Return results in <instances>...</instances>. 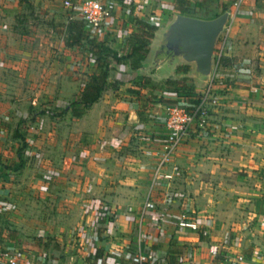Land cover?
I'll return each instance as SVG.
<instances>
[{
	"label": "crops",
	"instance_id": "crops-1",
	"mask_svg": "<svg viewBox=\"0 0 264 264\" xmlns=\"http://www.w3.org/2000/svg\"><path fill=\"white\" fill-rule=\"evenodd\" d=\"M67 1L73 0H28L29 5L20 1L15 5H0V9L3 10L0 11L3 16L0 21V73L6 70L2 67L6 65L11 67L9 70L11 73L18 74L19 77H14L16 83L10 82L12 85L9 87L14 90L13 93L18 96V100L27 97L26 102L29 101V96L26 93L28 91L24 89L30 85L23 83L24 78L27 73L39 72L40 81L30 88L35 95L31 100L34 103L41 100L49 101V104L63 108L60 112L62 114L54 116V119L58 120L57 123L52 122L55 123V129L46 130L47 125L44 129L54 147H60L61 154L68 156L66 161H61L57 165L65 172V180L56 179L50 184L48 182V195H52L53 191L58 190L57 186L61 185L65 189L60 193L62 196L66 193L71 196H94L83 202L86 203L87 212L84 216L81 214L79 223L85 226L80 228L82 233H79L78 238L73 239L71 244L67 243L66 246L69 244L70 248L69 254L64 252L63 248L66 247L60 244L58 238L51 247L49 244L45 248L44 242L40 243L38 249L23 247L34 253H60L53 259L58 263L66 264L67 260H74L73 264H95L94 257L106 255L111 248V240L102 234L98 238H93L95 217L90 206L92 199L98 198L102 204L114 210L117 223L123 227L119 241L137 245L136 223L127 222L125 217H137L144 199L146 196H151L163 212V234L157 242H151L152 240L147 238L141 243V247L155 251L160 259L157 264H180L177 255L188 245H194L195 248L194 261L190 264H230L223 256L217 258L208 256L205 248L197 246L198 237L194 232L177 227L176 220L181 211L188 212L200 224L208 226L213 241L222 240L226 236L231 237L235 242L227 253L240 250L246 257H250L254 252H264V242H261L264 238L261 235L263 222L253 220L256 216L261 218L264 213V197H262L264 196V110L249 107L245 109V106L241 108L242 106L237 105L257 96L251 90L254 82L264 84V0H245L230 24L228 55L221 60V68L220 70L217 68L216 72L217 75L218 71L220 72V80L217 81L216 87L226 89L222 98V106H224L212 112L215 114L216 135L191 133L172 155L170 167L166 166V170H171L173 166L179 167L181 176L177 179L176 176V180L172 182L156 185L152 184V176L157 157L154 153L146 155L143 152L138 137L141 135L153 139L159 137L160 124L157 122L168 101L149 105L146 98L139 97V89L131 81L130 73H122L120 79L122 82L119 85L107 87L98 101L77 117V122L73 123L78 125L73 124L69 127V145L65 147V137L60 136V128L57 132L56 126L62 123L59 119L62 121L64 117H67V120L70 117L76 118L71 115L69 104L78 97L86 84L85 81L79 83L78 79L75 80L71 76L73 74L71 68L76 63L74 58L78 57L79 51L76 44L65 43L68 36L66 26L71 21L65 6ZM116 1L125 4L120 17L124 20L123 28H127V35L133 30L134 17L160 26L167 23L177 12L174 0ZM221 1L227 4L229 10L233 9L235 0ZM21 20L28 28L18 27L20 24L23 25ZM35 22L39 23L36 33H33L29 27ZM120 41L123 42L122 39ZM48 45L53 47V50L50 51ZM244 58H249L251 64L246 65L241 73L235 72L233 64ZM52 73H56L53 80L50 79ZM244 73L249 74L251 79ZM126 76L129 78H125ZM2 82L0 81V84ZM21 91H23L22 96H20ZM159 92L168 94L170 101L182 102L184 99V96L175 93L163 90ZM258 93L260 95L258 99H261L264 94L261 91ZM12 98L13 96L8 95L0 97V120L5 125L13 121L14 112L20 110L17 109L19 107L13 106L17 101L12 102ZM151 113H155V119L150 115ZM230 127L237 129L227 136V132L224 131L230 130ZM223 134H226L224 138ZM99 139L108 142L111 148L102 152L98 146ZM48 147V150L46 147L43 149L47 152L50 148L53 149L52 145ZM245 149H248V154L247 151H243ZM34 152H40L41 160L50 161V158L44 157V151L39 146L28 150L25 156ZM245 154L248 159L244 157ZM40 159L37 158L36 163ZM241 165L245 167L249 165L250 172L251 169L256 171L252 175L250 184L249 181L246 183L242 175L235 174V178L232 177V173L242 169ZM12 167L14 168H12L13 173L10 174L11 181L7 183L0 180V187H11L12 179L13 181L18 179L16 174L24 169V159L22 158ZM3 171L5 170L0 168V177L4 175ZM37 172L36 179L32 182L36 192L42 185L40 178L43 174L41 170L37 169ZM258 175L262 178L255 177ZM89 181H92L94 188L92 193L86 194L85 186ZM168 192L174 194L170 206L165 205V196ZM222 193L224 194L222 196L231 197L218 199ZM2 197L0 196V199ZM7 201L13 205L10 211L16 209V202L9 198ZM245 206L251 209L247 215L244 211H240ZM239 212L247 216L241 220L242 226L238 218ZM142 230L149 231V235H153L154 229L150 220H143ZM84 231L89 233L85 234ZM0 236L2 242L8 240L12 245L20 243V238L14 232ZM177 249L179 253L170 261L169 250ZM107 260L109 264H130L120 257L114 259L110 256Z\"/></svg>",
	"mask_w": 264,
	"mask_h": 264
},
{
	"label": "built area",
	"instance_id": "built-area-1",
	"mask_svg": "<svg viewBox=\"0 0 264 264\" xmlns=\"http://www.w3.org/2000/svg\"><path fill=\"white\" fill-rule=\"evenodd\" d=\"M244 2L245 0H235L233 9L227 10L229 12L230 24ZM18 3L19 0H0V5L3 6L15 5ZM65 6L68 10V18L71 21L80 22L88 38H95L97 41H104L109 44L113 39L118 40L119 38L124 42L125 38L128 36L127 28H123L124 20L120 17V13L123 11V5L119 1L73 0L67 1ZM230 24L226 25L215 48L216 69L221 59L228 55ZM250 63L251 60L249 58H244L240 62L234 63L233 69L235 72L241 73L243 68L246 65H250ZM244 74L247 78H250L249 74ZM213 76H215V74ZM213 76L211 77L212 79ZM260 90L264 94V88L260 87ZM253 91L256 93L259 92L256 87ZM218 101V95L214 91L212 80H210L206 87L201 90L198 101L191 104L190 107H188L184 99L182 102L171 101L165 104L157 122L160 124V135L158 138L153 139L150 136L142 135L138 137L143 152L146 155L154 153L157 157L152 176V184L156 185L162 184L163 182H172L175 179L176 172L174 169L166 170V165L170 163L172 155L178 146L186 140L191 133L208 135L214 130L215 125L211 119V113L217 106ZM14 114L20 121V132L26 144V147L23 149V153L25 154L28 150L36 148V135L40 130V125L37 119H33L31 114L27 111L16 110ZM8 133V129L4 122L0 120V139L6 137ZM98 146L102 152L111 148V145L103 139L98 140ZM9 153L11 152L5 151L3 146L0 145V168L12 174V168H14L12 166L18 163L21 158L18 153V148H16L15 152L12 153L13 155H10L13 159L11 163H14L11 164L9 163L11 161L8 155ZM39 153L40 152H34L32 155L40 159ZM37 164L43 172L42 179L44 183L42 189L44 191L46 190L45 193H47V190H49L48 181L52 182L56 180L55 177L58 179L62 176V173L56 168H52L50 162L47 160L43 161L40 159ZM93 188L92 181H89L86 184L85 190L87 193H92ZM9 192L10 189L7 186L0 187V196L4 197L0 199V212L4 210L9 211L13 207V205L7 201ZM173 196L174 194L170 192L166 193V206L172 204ZM90 206L92 214L95 217V229L92 231L93 238H98L102 234L111 240V248L108 250L107 254L94 257L95 264H109L107 258L110 256L114 257V259H116V257L124 258L129 261L130 264H157L159 262L160 259L155 254V251L151 248L141 247V243L147 240V238L152 240L151 242H157L161 238L160 235L163 234V212L157 207L151 196H146L137 217H125L127 222L131 221L136 223L135 231L137 245H129L119 241L123 227H120L119 223H117L116 214H114V210L111 207L102 204L98 198H93L92 202H90ZM144 219L151 221L154 229L153 235H149V231L142 230V222ZM176 225L181 229L194 232L198 237L197 246L205 248L208 256L212 258L223 256L228 259L230 264H264V252H254L250 257H246L240 250L231 254L227 253V250H229L230 246L235 241L228 236L222 240L213 241L211 239L209 227L200 224L186 211L180 212L176 220ZM86 232L87 231H84L83 233L86 234ZM88 233L89 232H87V234ZM5 236H3V238ZM4 239H6V237ZM65 247V249L63 248L64 252L69 254V244ZM59 254L60 253L54 254L53 252L34 253L23 246L9 244L8 240L3 242L0 241V264H64L53 260ZM194 257V245H188L177 255V261L180 264H190L194 261Z\"/></svg>",
	"mask_w": 264,
	"mask_h": 264
},
{
	"label": "rangeland",
	"instance_id": "rangeland-1",
	"mask_svg": "<svg viewBox=\"0 0 264 264\" xmlns=\"http://www.w3.org/2000/svg\"><path fill=\"white\" fill-rule=\"evenodd\" d=\"M30 3V2H29ZM123 6H125V4H123ZM0 11L2 12L3 10L0 9ZM15 14V13H14ZM3 16L0 13V21L1 18ZM170 19V18H169ZM169 21V20H168ZM21 23L22 20H21ZM34 23V22H32ZM38 23L39 22H35V24H31V27H29V29L31 30V32L36 33V30L38 28ZM150 24H153L151 22H149ZM166 24V23H165ZM165 24H162L160 26H157L158 28L161 26H164ZM230 22H228L227 25H229ZM40 25V24H39ZM155 25V24H154ZM42 27H44L43 24H41ZM19 28H28V26H26V24L23 23V25H18ZM64 32V31H63ZM32 33V35H33ZM58 38L60 39V36H58ZM153 43V37L151 39V42L149 44V48L152 46ZM111 48L118 50V57L123 56L124 54L127 53V46L125 45L124 42L117 40V39H113L109 44H108ZM49 46V45H48ZM50 47V51L51 49L53 50V47ZM76 47L79 51V55L78 57L74 58L75 59V64H73V67L71 68V71L73 72V74H71V76H73L75 78V80L78 79V82L82 84V82H87L90 75L94 72H98V68L96 67V65L94 64V62H92V59H89V47L86 44L83 43H77ZM148 48V49H149ZM34 49V48H32ZM57 49V48H56ZM35 50V49H34ZM58 50V49H57ZM149 53V50H148ZM147 53V56H148ZM215 54H216V49H215ZM32 56V55H31ZM146 56V57H147ZM8 57H10V55H8ZM33 59V58H32ZM109 59V67H110V76L108 78V81L111 84H120L122 81L121 79V74L122 73H130V77L134 78L136 76V74H138L139 80H142V82H144V77L146 78H150L155 80L156 82L158 81H162L165 78H160L158 77V68H149L148 64H144V68L142 69V72L140 73H133L131 71H129V68L126 64H123L121 62H118L114 59H112L111 57L108 58ZM146 61V58L144 60V62ZM40 62V61H38ZM221 64V61H220ZM219 64L218 66V70H220L219 68H221V65ZM251 64V63H250ZM147 66V67H146ZM4 69H6L5 71H2V73H0V81H3L0 85L1 89H0V97L2 96H13L12 98V102H14L15 100L17 102L14 103V107H19L17 109H20L21 111H27L31 114L33 119H37L38 124L40 125V130L38 132V134L36 135V146H39L43 151H44V157L45 158H50V165L52 168H56L59 172H61L63 175L61 177H59V180H65V172H63L62 168L60 166H57L61 161H66L67 160V155L66 154H61L60 150H62L60 147H54V144L51 142V140H49L48 134H46V131H44V129L46 128L45 125H47V129H55V123L54 126L52 124V122H58L57 119H54L55 115H60L62 113V107H57L55 105H51L49 104V101H43L41 100L40 102L34 103V101H32V98H35V95L31 92V86L34 83H38L40 81V73H27L23 83L25 85H30V87L24 89L28 92H26L28 94V98L29 101L25 100L26 98H21L20 96H22L23 91H21L20 93V100H18V96L16 94H14V90L12 88L9 87V85H12L10 82L12 83H16L14 80V77H19L18 74H13L11 73L9 70H11V67H8L6 65L2 66ZM40 67V66H39ZM1 68V67H0ZM126 72H123L125 71ZM216 71L214 72L215 76H213V79L210 78L208 80V82L210 80H212V85L214 87V91L216 92V94L218 95L219 101L217 106L214 109H217L218 107H223L222 106V98H223V93L224 91H226V89H220V87H216V83L217 81L220 80V75H219V71H218V75H217V69H215ZM213 74V75H214ZM56 75V73H52L51 74V78L50 79H54L53 77ZM29 76H31L29 78ZM184 75H182L181 73H176V70L171 73L169 75V77L172 78H176L178 80H181ZM125 78H129L128 76H126ZM186 78H190L187 80V84H189L190 82H193V79L190 75V71L187 73ZM229 79H231V77H229ZM208 82L203 85L201 88L196 87V89H198L199 91L202 90L203 88L206 87V85L208 84ZM194 83V82H193ZM110 86V85H109ZM108 86V87H109ZM138 87V86H137ZM257 88L258 91L260 92V87L264 88V84L258 83V82H254L251 90L253 92V94H257V96L253 97V98H249L247 101H245L244 103H238L237 105L242 106L241 108H243V106H245L246 108H251V109H263L264 110V95L261 99H258L260 97L259 93L254 92V88ZM139 89V97L142 98H146L149 105H152L153 103L156 102H163L165 103V101L167 102H171L170 101V96L164 95L163 93H160L159 90L155 89V90H150L148 88H140ZM16 91V90H15ZM20 92V90L18 91ZM168 92V91H167ZM262 95V94H261ZM142 96V97H141ZM174 98V97H173ZM43 99V98H42ZM176 101V100H175ZM20 103V104H19ZM52 103V102H51ZM16 104V105H15ZM12 106V107H13ZM213 112V111H212ZM150 115H152L155 119V113H151ZM211 119L213 121V123H215V114L211 113ZM151 116V117H152ZM74 118V117H73ZM14 119V120H13ZM12 120L13 121H9L11 123V125H9L10 123H6V127L8 129V135L2 139H0V145L3 146V149L7 152H11L8 155L12 156L16 150V148L20 147L21 145V141L16 137V135H18L17 133H19L17 131L20 129L19 128V124L20 121L19 119L15 116ZM61 124H59V126H56L57 128V132L58 129L59 130V134L61 137H65V147L67 145H69L68 143V134H69V127L72 126L73 124L78 125V123H73V122H77V117L74 119H71V117L69 118V120H67V117H64L62 119ZM21 127V125H20ZM54 127V128H53ZM233 128V129H232ZM237 128L235 127H230V130L228 131H224L227 132V136H230L232 131L236 130ZM216 135L215 130H212V132L210 133V135ZM224 135L226 136V134H223L222 137L224 138ZM207 136V135H206ZM203 137V135H202ZM52 145L53 149L50 148L49 152L45 151L43 148L46 147V149L48 150V146ZM248 150V149H247ZM246 149L243 151H247ZM58 154H57V152ZM30 152V151H29ZM249 151H247L248 154ZM68 154V153H67ZM247 154L244 155V157L246 159H248ZM1 155V154H0ZM10 156V158H11ZM1 157V156H0ZM56 157V158H55ZM22 158L24 159V164L25 167L22 171H20L19 173L16 174V178H18L17 180L10 182L12 185L11 187H8L10 189L9 195L12 194L11 196H8L7 198H9V200L16 202V209H14L13 211H8V210H4L2 212H0V235L1 234H8L10 235L12 232L16 233L18 238H20V243L16 244L19 246H26V248L31 247L33 249H38V247H40V243L44 244L49 243L50 247L55 245L54 240H57V238L60 240V244L62 246H66L67 243H71L72 239H76L80 236L81 234V229L82 227H84L85 225H82V223L80 224V217L83 215L84 213L87 212V206L86 203H83L84 201L88 200V198H92L94 196H71L70 194L68 195L67 193L62 196L60 193H62V191H65L64 187H62L61 185H58V190L57 191H53L52 195H48V192H46V190L44 191L42 189L44 180L42 178H40L42 185L39 188V191H41V193L38 191H35V187H33L32 182H34V180L36 179V176L38 174V171L41 170V168H39L38 164L36 163V157L34 155H29V153L25 156V154L23 153ZM54 158L56 160H54ZM64 159V160H63ZM244 161V160H243ZM13 162V159L11 158V161L9 163ZM245 162V161H244ZM8 163V164H9ZM14 164V163H11ZM171 163L169 165L170 167ZM242 169H237L236 173H232V177L236 175H242L245 179H246V183L249 181L250 184V180L252 178V175L254 174V170L251 169V172L249 170V165H247L246 167L248 168L247 170L245 169L246 167L244 165H241ZM259 166V165H257ZM60 167V169L58 168ZM172 169H174V171L176 172V179L178 177L181 176V171L179 170V167H171ZM6 173V174H5ZM37 173V174H36ZM2 177H0L1 182H9V180L11 181V176L9 173H7V171H3ZM249 174H251V176H249ZM13 176V175H12ZM246 176V177H245ZM256 178H262L260 175L255 176ZM235 178V177H234ZM55 179H57L55 177ZM57 179V181H58ZM85 179V178H84ZM175 179V180H176ZM49 182V181H48ZM234 183H237L235 181H233ZM50 184V182H49ZM37 188V187H36ZM86 188V186H85ZM225 191V190H224ZM222 191V192H224ZM56 192V193H54ZM26 194V196H25ZM85 194V192L83 193ZM89 194V193H86ZM228 195H230V193H227ZM224 195L223 193L221 194V196H218V199H226L225 197H231V196H222ZM256 198V196H253ZM264 197V196H262ZM257 199V198H256ZM83 211V213H82ZM240 211H244V213H247L249 211H251V209L249 207H243V209L241 208ZM239 212L238 214V218H240V226H242L243 222L241 221L242 219L246 218L247 216L242 215L243 213ZM82 214V215H81ZM258 214V213H257ZM243 216V217H242ZM261 220V222H263V227L261 228V230L263 231V234H261L264 237V213L261 215V218L257 216L253 218V220ZM251 226V225H250ZM43 229V230H42ZM80 233V234H79ZM2 237V236H0ZM41 238H43V240H41ZM1 241V240H0ZM262 243L264 242V238L261 241ZM26 243V244H25ZM264 250V249H263Z\"/></svg>",
	"mask_w": 264,
	"mask_h": 264
},
{
	"label": "trees",
	"instance_id": "trees-1",
	"mask_svg": "<svg viewBox=\"0 0 264 264\" xmlns=\"http://www.w3.org/2000/svg\"><path fill=\"white\" fill-rule=\"evenodd\" d=\"M20 2H25L29 5L28 0H19ZM176 4L177 12L194 17H200L205 19H211L225 10L228 9L226 3L221 0H174ZM133 30L125 38L124 43L127 46V53L123 56L118 57V50L111 48L104 41H97L95 38H88L85 35L83 26L78 21H70L66 26V31H68V36L66 39L67 45H74L77 43H83L89 47V59H92V62L99 69L98 72H94L90 75L88 81L84 85L83 90L80 92L78 97L73 100L70 104V113L73 117H80L93 103L98 101L101 97L103 91L110 85L114 86L108 81L110 76V67H109V57L112 59L126 64L129 68V71L133 73H140L145 67L144 60L148 53L149 44L153 37L155 30L158 28L154 24H150L147 21H144L138 17L133 18ZM226 57V56H225ZM223 57L221 60H223ZM181 73L184 75L181 80L176 78L168 77L162 81H155L150 78L144 77V82L139 80L138 74L132 78V82L135 83L140 88H148L150 90H163L177 95L184 96L185 103L188 107L191 104H194L200 98L201 90L196 89L193 82L187 84L186 78L187 73L189 72V66L187 64H180L176 67V73ZM191 80V79H190ZM192 81V80H191ZM17 131L18 135L16 137L21 141L20 147H18V153L20 158L23 156V149L26 147L24 142V137L20 132V129ZM20 159V160H21ZM9 237V236H8ZM45 248L49 243L45 244ZM179 249L169 250L168 256L169 260L176 258ZM169 261V263H170Z\"/></svg>",
	"mask_w": 264,
	"mask_h": 264
},
{
	"label": "water",
	"instance_id": "water-1",
	"mask_svg": "<svg viewBox=\"0 0 264 264\" xmlns=\"http://www.w3.org/2000/svg\"><path fill=\"white\" fill-rule=\"evenodd\" d=\"M228 22L227 10L211 19L176 12L155 30L145 63L149 68H158L160 78L169 77L178 65L187 64L194 85L201 88L215 72V48Z\"/></svg>",
	"mask_w": 264,
	"mask_h": 264
}]
</instances>
